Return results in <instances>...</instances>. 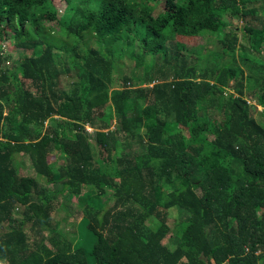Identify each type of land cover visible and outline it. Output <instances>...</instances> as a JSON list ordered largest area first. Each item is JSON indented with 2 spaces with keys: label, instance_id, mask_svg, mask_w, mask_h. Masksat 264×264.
<instances>
[{
  "label": "trees",
  "instance_id": "16d2710c",
  "mask_svg": "<svg viewBox=\"0 0 264 264\" xmlns=\"http://www.w3.org/2000/svg\"><path fill=\"white\" fill-rule=\"evenodd\" d=\"M65 1L0 0V264H264V0ZM73 198L90 249L52 217Z\"/></svg>",
  "mask_w": 264,
  "mask_h": 264
},
{
  "label": "rangeland",
  "instance_id": "374dc122",
  "mask_svg": "<svg viewBox=\"0 0 264 264\" xmlns=\"http://www.w3.org/2000/svg\"><path fill=\"white\" fill-rule=\"evenodd\" d=\"M54 3L56 5V8L58 10V17H60L63 12L65 11L66 7H67V3L65 0H54ZM248 6H251V4H249ZM156 15H160L163 13V8H161L159 6V8L156 9ZM258 13L260 15H262L263 13L261 11H258ZM231 24L233 25L232 28H234V30L238 31L239 33L242 32V28L244 25V21L240 20L236 17L230 18ZM50 25L52 26V28L54 29V31L56 33H62V28L57 24V22H51ZM221 33H217V32H211V31H204L202 34L198 35V36H194V37H180V38H174L172 36V38L174 39H178L179 41H183L185 43H187V45L189 47L192 48H198L201 47L203 49L204 53L207 52H213V51H217L220 48L221 43L218 42V40L220 39ZM1 49L5 52H13L14 56L17 57L18 56V52H16L17 50H15V44H13V40L10 38H6L5 40H3L1 42ZM133 52V49H130L128 52L125 50H118V56H119V64L117 66V71H114V77H115V84L114 86H120V78L118 76V73H130L133 70V67L135 66H139L142 65L143 67H145V61H143V58L141 57L139 60L133 61L132 64H130L131 62L128 59V55L130 53ZM58 53V52H57ZM240 53V50H239ZM260 58H263L264 60V46L261 47L260 49ZM256 56V55H255ZM58 58L60 62H64V60L66 61V63L69 65V61H67V58L65 57L64 54L58 53ZM145 59V57H144ZM143 62V64H142ZM12 63V61H11ZM65 66V65H63ZM143 69V68H142ZM142 70L139 72L141 73ZM72 81V77L70 75H62L61 76V86L63 87H68L70 86V83ZM145 86H147L148 84H144ZM151 86V85H149ZM227 92H233V85L229 86V88L227 89ZM248 98H251L250 95H247ZM254 102L256 103V101L254 100ZM259 107V112H262L264 110L263 106H258ZM263 115L261 116L260 113L257 114V118L262 119ZM56 159H60V161H63V158H59V155L57 153H53L50 156V161H55ZM60 162H58L59 164ZM56 164V162H55ZM26 166H28L26 164ZM22 173L26 174L28 173V169L27 168H22ZM48 190H52V193H56L60 191V187L55 185V184H51L48 186ZM51 193V192H50ZM59 201H61V196L58 198ZM58 201V202H59ZM111 203V202H110ZM109 203V204H110ZM84 208L89 209L90 206L83 204V202H77L76 198H73L71 201L67 202L66 204H63L62 206H59V209L54 210L52 212V217L54 219L55 222H57L59 225V230L61 231L62 235L66 236L67 239L71 238V230H76L75 231V237L77 236L76 242L77 244L83 246L86 249H90L93 243V235L88 231L87 227H86V223L87 220H83V215L85 214ZM178 216V212L175 208L170 209L169 211V217H167V222L170 228V234L169 235H177L178 231H180L181 229V225L180 222L177 218ZM166 237L163 240V243L167 244H171V239L174 236H171V238Z\"/></svg>",
  "mask_w": 264,
  "mask_h": 264
}]
</instances>
